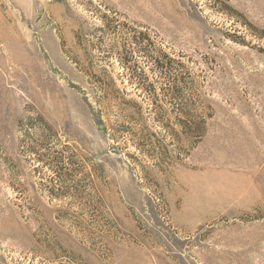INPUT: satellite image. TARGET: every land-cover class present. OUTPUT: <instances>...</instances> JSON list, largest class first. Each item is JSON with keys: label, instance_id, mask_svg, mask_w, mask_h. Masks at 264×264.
I'll list each match as a JSON object with an SVG mask.
<instances>
[{"label": "rangeland", "instance_id": "1", "mask_svg": "<svg viewBox=\"0 0 264 264\" xmlns=\"http://www.w3.org/2000/svg\"><path fill=\"white\" fill-rule=\"evenodd\" d=\"M0 264H264V0H0Z\"/></svg>", "mask_w": 264, "mask_h": 264}, {"label": "trees", "instance_id": "2", "mask_svg": "<svg viewBox=\"0 0 264 264\" xmlns=\"http://www.w3.org/2000/svg\"><path fill=\"white\" fill-rule=\"evenodd\" d=\"M183 115L185 117L179 119L178 126L181 129V133L187 139H195L194 142H192V145H193L198 141V139H200L204 135L205 119L202 116L195 117V116H188L186 114H183Z\"/></svg>", "mask_w": 264, "mask_h": 264}, {"label": "water", "instance_id": "3", "mask_svg": "<svg viewBox=\"0 0 264 264\" xmlns=\"http://www.w3.org/2000/svg\"><path fill=\"white\" fill-rule=\"evenodd\" d=\"M52 1H54V2H58V1H60V0H52Z\"/></svg>", "mask_w": 264, "mask_h": 264}]
</instances>
